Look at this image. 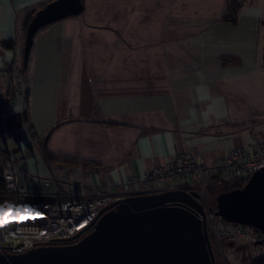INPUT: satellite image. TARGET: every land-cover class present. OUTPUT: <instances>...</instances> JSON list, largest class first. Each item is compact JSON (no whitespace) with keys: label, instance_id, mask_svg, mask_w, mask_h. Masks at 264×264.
<instances>
[{"label":"crops","instance_id":"0c3cea01","mask_svg":"<svg viewBox=\"0 0 264 264\" xmlns=\"http://www.w3.org/2000/svg\"><path fill=\"white\" fill-rule=\"evenodd\" d=\"M49 1L0 0V133L26 123L0 154L28 173L58 175L74 197L145 195L123 182L189 147L215 165L264 138V0H235L233 22L231 0H82L79 16L37 32L24 68L25 30Z\"/></svg>","mask_w":264,"mask_h":264},{"label":"built area","instance_id":"2783aa9c","mask_svg":"<svg viewBox=\"0 0 264 264\" xmlns=\"http://www.w3.org/2000/svg\"><path fill=\"white\" fill-rule=\"evenodd\" d=\"M11 91L13 97L24 98V83L15 79ZM25 128V122L9 127L0 133V140L11 138L19 142ZM0 160V177L6 193L2 200L0 247L10 255L50 245L75 244L93 231L104 208L122 199L111 190H99L89 197H74L59 186L58 175H32L20 162L2 154ZM262 169L264 138L251 150L231 148L215 165L206 164L199 152L189 147L142 177L127 178L123 186L143 185L148 190L145 195L177 190L197 193L208 236L220 261L226 263L225 256L231 254V245L246 242L250 246H260L264 244V235L220 218L212 204L209 181L213 177L220 183L244 186ZM77 175L81 178L79 170Z\"/></svg>","mask_w":264,"mask_h":264},{"label":"water","instance_id":"95a60500","mask_svg":"<svg viewBox=\"0 0 264 264\" xmlns=\"http://www.w3.org/2000/svg\"><path fill=\"white\" fill-rule=\"evenodd\" d=\"M82 11V0H53L36 11L25 30L23 67L38 31ZM262 39L264 65V35ZM215 205L224 221L264 235V169L242 188L218 195ZM99 216L93 231L75 244L39 247L20 255L4 253L0 247V264H215L197 193L128 196Z\"/></svg>","mask_w":264,"mask_h":264},{"label":"trees","instance_id":"16d2710c","mask_svg":"<svg viewBox=\"0 0 264 264\" xmlns=\"http://www.w3.org/2000/svg\"><path fill=\"white\" fill-rule=\"evenodd\" d=\"M53 0H50L49 2H51ZM48 2V3H49ZM47 3H44L40 6V8H43ZM240 7V3H237L235 0H231L229 5H228V12L226 13V15H224L223 19L224 20H231L232 22L235 21V16L236 13L238 11ZM5 46L10 47L11 44L10 43H5ZM25 121V119H21L20 117H16L13 122L12 125H20L21 123H23ZM10 126H7V128ZM44 160L47 164L51 163V164H57V165H69V166H79V165H85L83 163H78L74 160H70V159H59V158H55L52 157L51 155H49L47 152H44ZM218 184H216L214 187L210 186L209 183V193L211 198L213 197V199L215 200L216 197L222 193H226L229 191H233L236 189H240L243 186L241 184H236V183H219V180L217 181ZM6 196L5 190H4V184L1 180L0 177V225H1V211H2V200L3 198ZM252 264H264V257L252 262Z\"/></svg>","mask_w":264,"mask_h":264},{"label":"rangeland","instance_id":"374dc122","mask_svg":"<svg viewBox=\"0 0 264 264\" xmlns=\"http://www.w3.org/2000/svg\"><path fill=\"white\" fill-rule=\"evenodd\" d=\"M211 197V196H210ZM214 208H216L215 200L211 198ZM211 249L214 256L215 264H224L220 261L217 252L210 239ZM231 254L225 256V264H252V262L264 257V244L260 246H250L246 242L235 243L230 246Z\"/></svg>","mask_w":264,"mask_h":264},{"label":"bare ground","instance_id":"6f19581e","mask_svg":"<svg viewBox=\"0 0 264 264\" xmlns=\"http://www.w3.org/2000/svg\"><path fill=\"white\" fill-rule=\"evenodd\" d=\"M215 203V202H214Z\"/></svg>","mask_w":264,"mask_h":264}]
</instances>
